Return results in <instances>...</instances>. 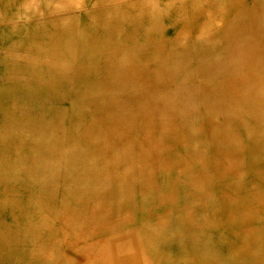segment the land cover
Returning <instances> with one entry per match:
<instances>
[{
    "label": "rangeland",
    "instance_id": "rangeland-1",
    "mask_svg": "<svg viewBox=\"0 0 264 264\" xmlns=\"http://www.w3.org/2000/svg\"><path fill=\"white\" fill-rule=\"evenodd\" d=\"M6 1L0 0L4 264H103L108 244H100L137 227L90 231L89 208L106 207V198L97 199L104 192H124L126 204L129 197L146 205L164 198L167 182L156 181L188 174L185 145L204 163H225L214 188L230 198L232 213L240 190L264 196V0H84L60 12L40 1L36 14ZM60 23L66 28L52 44L61 48L54 64L34 51L25 55L20 43L49 36ZM29 61L41 64L29 71L19 65ZM200 198L205 214L208 198L189 203ZM253 214L236 221L252 235L250 253L225 250L221 257L264 263V210ZM204 228L209 242L217 229L207 222Z\"/></svg>",
    "mask_w": 264,
    "mask_h": 264
},
{
    "label": "bare ground",
    "instance_id": "bare-ground-1",
    "mask_svg": "<svg viewBox=\"0 0 264 264\" xmlns=\"http://www.w3.org/2000/svg\"><path fill=\"white\" fill-rule=\"evenodd\" d=\"M40 1L48 2L53 6L52 12L57 10L60 12L61 10L59 9L62 8H68L70 11L72 5L79 6L84 3V0H7L5 3L7 5L13 4V6L24 5L26 12L36 14L37 10L35 6ZM98 2H101V0H98ZM43 13L46 14L48 12L44 9ZM100 15L98 13L97 17H100ZM64 25L65 23L63 25L60 23L58 26L54 25L57 27H54L53 34L46 37L43 36L42 39L29 38L25 44L20 43L21 48L26 52L25 55L34 51L35 54L45 57L47 59L46 63L54 64L53 58L59 55L58 52L61 48L52 44L62 39L61 33L66 28ZM61 26H63V29H61ZM21 48L17 47V50H21ZM13 51L14 48H12ZM12 52H10V56H14L15 53ZM28 56L32 57L33 55ZM3 64L11 65L13 62L4 61ZM40 64L29 61L20 62L19 65L27 68V71H29L32 66H39ZM56 91L53 88L51 93ZM19 94L21 95V93ZM187 146L185 145L186 148H184L187 154L184 169L187 170L188 174L183 172L182 176L180 175L178 179L169 177L164 179V181H156V185H162L164 182H167V185L165 184L163 188L167 193L164 198L153 200V203L150 202V204L146 205L142 199L137 200L136 198L131 199L129 197L126 204L124 192L118 191L113 196L114 199L108 192H104V194H101L104 197H98L97 199L104 200L106 198L108 200L106 207L104 204H101L89 208L86 227L90 231L101 228L113 231L121 226L129 228L137 227L134 232L133 230H129L121 236L112 237L113 243L104 242L100 244L104 246L108 244L106 246L108 247L106 257L103 256V264H259L253 262L254 257L233 260L221 257L220 254L225 250H232L238 256H247L250 253V248H247V246H250L252 243L249 238H252V235L248 234V231L244 232L243 229L248 228L245 226V223L239 224L236 221L264 210V196L260 197L253 194L254 192L249 193L240 190L238 196L232 198L237 208L232 213V208L228 207V201H231L230 198H224L225 196L223 197L221 194L215 193L216 188H214L216 185L215 171L221 166L225 167V163H219L218 161H214L210 165L208 164L209 161L204 163L205 159L192 155ZM220 161H223V158ZM206 174L208 177H206ZM260 187L264 189V179L261 180ZM148 191L149 189L145 193ZM198 195H203L210 200L209 209L205 214H199L202 211V204L205 200L200 198L201 200L198 205H191L189 203ZM84 200L88 201L87 197ZM5 201L4 199L3 203ZM123 211L125 215L131 213L132 222L127 220V217L123 215ZM100 213L104 214V218ZM132 214L134 215L131 216ZM148 215L149 219H147ZM62 221H66V219H62ZM96 221L101 224H98V226L94 225L93 223ZM206 222L212 229H217V234L214 233L215 235L209 242L206 239L204 240V233L206 232L204 225ZM79 230H75L74 234ZM80 231L85 230L81 229ZM208 231L211 232L210 230ZM250 232L253 233L252 231ZM5 257V251H0V264L6 261Z\"/></svg>",
    "mask_w": 264,
    "mask_h": 264
}]
</instances>
